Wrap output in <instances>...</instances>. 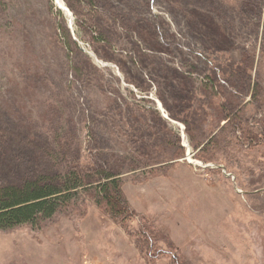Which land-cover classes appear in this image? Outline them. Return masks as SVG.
<instances>
[{
	"label": "rangeland",
	"instance_id": "374dc122",
	"mask_svg": "<svg viewBox=\"0 0 264 264\" xmlns=\"http://www.w3.org/2000/svg\"><path fill=\"white\" fill-rule=\"evenodd\" d=\"M60 1L0 0V185L120 174L135 217L88 190L83 217L0 231V264H170L141 225L183 264H264V0Z\"/></svg>",
	"mask_w": 264,
	"mask_h": 264
},
{
	"label": "trees",
	"instance_id": "16d2710c",
	"mask_svg": "<svg viewBox=\"0 0 264 264\" xmlns=\"http://www.w3.org/2000/svg\"><path fill=\"white\" fill-rule=\"evenodd\" d=\"M184 124L186 125L185 133L193 145L194 133L187 123ZM227 124L228 122L225 125ZM203 139L204 136L201 133L199 147L203 145V148L199 150L200 152H203L205 147L213 145L210 140L203 141ZM181 148L176 150L179 155L183 151ZM176 157L175 155L174 159L165 163H175L182 159ZM88 190L93 191L95 195L93 200L98 211L113 224L124 227L126 221L135 217V213L122 194L120 174L102 171L91 176L64 173L54 175L52 178L39 177L27 180L16 186L0 185V231H8L24 225L36 226L62 211H73L69 213V216H76L74 212L78 211L77 205L84 209L80 215L83 217L86 214V206L81 200V193ZM152 227L147 228L141 225L139 228L138 237L142 239L138 243L144 246L143 251L149 254V258H154V255L157 257L166 253L161 247V244H164L165 249L172 253L170 264H183L168 235L155 232L153 225Z\"/></svg>",
	"mask_w": 264,
	"mask_h": 264
},
{
	"label": "water",
	"instance_id": "95a60500",
	"mask_svg": "<svg viewBox=\"0 0 264 264\" xmlns=\"http://www.w3.org/2000/svg\"><path fill=\"white\" fill-rule=\"evenodd\" d=\"M54 2L57 4V7H58V9L59 10H62V7H61V5L58 3V1L57 0H54ZM65 8V7H64ZM66 9V8H65ZM67 10V9H66ZM68 11V10H67ZM66 12V11H65ZM68 13H69V11H68ZM69 15H70V13H69ZM71 29V28H70ZM72 37H73V39H74V41H76L75 40V38H74V36H73V33H72ZM105 67H107V65L105 66ZM152 100V99H151ZM155 103H159L157 100H153ZM158 111L160 112V114H161V116H162V118L163 119H165V120H167L168 122H170V123H172V124H174V125H177V126H179V124L177 123V122H174V121H172V120H170L168 117H167V115L164 113V110L162 109V106H161V104L159 103L158 104ZM180 128H181V139H184V134H183V127L180 125ZM184 148H186V152H185V161L187 162V163H189V161H187V159L188 158H190V152H189V149H188V147L185 145H182ZM196 162V161H195ZM189 164H194V163H189Z\"/></svg>",
	"mask_w": 264,
	"mask_h": 264
},
{
	"label": "bare ground",
	"instance_id": "6f19581e",
	"mask_svg": "<svg viewBox=\"0 0 264 264\" xmlns=\"http://www.w3.org/2000/svg\"><path fill=\"white\" fill-rule=\"evenodd\" d=\"M58 1V3L61 5V7H62V10L61 11H63V12H65V14L66 15H69V13H68V11L64 8V5L61 3V1L60 0H57ZM71 26V25H70ZM71 28V27H70ZM156 104V108L158 109V104L159 103H155ZM187 161H189V163H194L195 165H199L200 166V163H198V162H195V161H193V160H191V158H188L187 159Z\"/></svg>",
	"mask_w": 264,
	"mask_h": 264
}]
</instances>
